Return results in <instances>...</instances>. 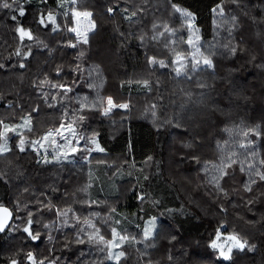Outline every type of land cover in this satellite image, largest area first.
Returning a JSON list of instances; mask_svg holds the SVG:
<instances>
[{
  "label": "snow or ice",
  "instance_id": "6c2138e0",
  "mask_svg": "<svg viewBox=\"0 0 264 264\" xmlns=\"http://www.w3.org/2000/svg\"><path fill=\"white\" fill-rule=\"evenodd\" d=\"M150 4L151 0L123 4L97 0L90 10L85 0H0V11L18 41L14 52L0 62V75L16 77L21 83L27 76L30 89L23 94L0 91V160L7 165L0 170V185L14 193L0 201V240L8 241L7 248L0 249V255H6L0 264H130L129 249L139 254L138 264L140 260L143 264H177L172 250L178 245L183 246L179 252L183 264H199L205 259L210 264H241L250 253L264 252V115L260 123L254 118L250 123L239 119L255 96L238 74L243 62L254 64L264 78V30L256 32L262 46L257 61L244 27L250 6L257 9V15L250 17L253 23L264 24V0L255 4L230 0L231 7L216 0L209 8L213 25L210 42L204 40L197 14L181 0H167V18L157 15L158 4ZM100 10L107 19L119 18L128 27L121 31L116 25L117 47L89 55L102 28L94 14ZM42 35L51 39L45 42ZM132 41H136L134 57ZM73 54L75 60L67 59ZM141 55L143 72L129 75L122 57L139 60ZM41 62L47 67L40 68ZM156 73L189 85L179 90L180 102L161 91L159 78L151 79ZM113 74L122 77L119 88L137 85L145 95L154 97L149 111L156 131L174 130V143L180 147L171 158L160 156L154 171L137 175L135 186L113 183L102 197L105 188L101 185L93 197L89 193L91 181L96 179L92 161L105 164L113 173H119L120 166L109 165L107 156H94L106 154L107 149L92 124L112 121L113 115L124 119L132 111L130 102H122L123 97L101 95ZM260 99L264 103V86ZM158 109L162 110L159 115ZM45 115L58 119L41 132L38 122ZM208 147L213 148L215 158L205 154ZM29 156L37 166L36 175L20 163ZM153 159L147 156V161ZM181 164L195 165L196 171L207 177L211 187L205 185L199 199L209 206L218 202L220 218L209 221L202 236L182 232L177 213L188 216L185 208L166 207L153 195V185L161 178L171 179L165 176L170 168L172 175L179 176L175 169ZM84 165L89 167L90 180L73 190L72 169ZM65 169L67 176L62 175ZM48 173L57 178H40ZM238 174L243 175L236 187ZM129 194L139 202L134 221L131 213L122 212V199H128ZM149 202L163 210L150 214L144 208ZM229 206L243 208L253 216L245 219L230 213ZM230 215L253 228L260 225L259 235L237 231L229 222ZM133 223L135 233L130 231ZM61 236V249L73 252L74 260L56 254ZM45 241L46 251L42 252ZM161 250L163 261H154L153 253Z\"/></svg>",
  "mask_w": 264,
  "mask_h": 264
},
{
  "label": "trees",
  "instance_id": "16d2710c",
  "mask_svg": "<svg viewBox=\"0 0 264 264\" xmlns=\"http://www.w3.org/2000/svg\"><path fill=\"white\" fill-rule=\"evenodd\" d=\"M35 3L36 0H33ZM51 2V0H50ZM99 3H106L107 0H98ZM118 3L132 2V0H117ZM135 3H141L142 0H134ZM216 0H181V3L184 7L195 12L198 16V23L201 26V32L205 41H212L213 39V25H212V15L209 11L210 6L214 5ZM252 4L258 3V0H251ZM97 0H87L85 2V7H88L90 10L95 8ZM226 7H231L230 0H224ZM152 4L159 5L158 16L167 18L168 13L166 11L167 0H151ZM95 15L99 17L98 23L102 25L100 29V35L96 37L95 47L92 49V53L103 52L105 49L110 47H117L120 43L118 33L114 30L116 25H120V30L123 31L127 29L128 25L126 22H123L117 18L116 20L107 19L103 15V10L95 12ZM257 15V9L250 6L249 17L244 18L246 23L244 24L246 31V37L249 42V46L253 49L257 56V61L261 55L262 46L259 43V40L256 37V32L258 30H264V24L253 23L251 16ZM0 62H2L10 52H14V49L18 47L17 38L13 34L12 26L7 17H4L3 12L0 11ZM151 14L148 15V20H151ZM150 26V25H149ZM221 35H224L222 33ZM45 42H48L51 37L41 36ZM136 41H132L130 47L132 56L136 55V49L132 47ZM71 51V50H69ZM126 51V50H125ZM60 56H64V53H60ZM75 55H68L67 59L75 60ZM87 59V57H85ZM126 60L125 67L127 68L129 75L134 71L143 72V63L144 57L141 55L139 60L129 57H122ZM98 62V61H94ZM40 68L47 67L42 62L39 64ZM103 67V65H101ZM241 73L243 79H245L249 84V90L255 96V100L250 104L249 110L241 112L239 119H246L247 122H251L254 118L257 123H260L261 115H264V103L260 99V90L264 86V78L259 75V69L254 66V64H240ZM221 68V72H223ZM107 75V73H106ZM159 78L160 89L161 91L166 90L165 94L169 96H174L177 102L181 101V94L179 90L181 88H188L187 83H178L176 80H173L171 76L164 77L160 76L159 73L154 74L151 79L156 80ZM122 77H117L115 74L112 75L110 79L104 83L101 95L111 94L113 97H123L127 100L133 102L136 106V110H133L134 115L121 119V122H117V130H112L107 124V120H96L92 127L99 131L100 140L102 145L107 149V155L127 158V163L125 167L120 169L119 173H113L111 169L105 164H97L92 162V176L96 179L92 180V188L89 190L91 196L95 197L100 190L101 185L104 186L105 191L100 193L103 197L107 195L108 190L111 188L113 183L117 185H133L135 186V179L137 175L149 173L154 171V166L160 156L171 158L175 155V149L179 148L178 143H174V130L172 129H161V132L158 133L156 128L153 125V121L150 116L149 105L155 102L154 97L145 95L142 91L139 90L137 85H132L131 87L125 85L124 88H119V83ZM255 87H252V86ZM83 87V86H81ZM10 90L19 91L23 94L26 91H29L28 77H24V82L21 83L16 77H6L0 75V91L8 92ZM85 92L88 90L85 88ZM11 98V97H9ZM73 103H75L73 101ZM162 110H157L158 115ZM0 113H3V109L0 108ZM15 116V114H13ZM58 119V116H42L38 122L41 132L46 128L52 127L55 121ZM52 123V124H51ZM130 129V131H129ZM225 139L227 135L224 134ZM212 138L210 137L209 140ZM132 145V147H129ZM171 146V151H170ZM206 155H211L215 158V153L213 148L208 147L204 150ZM152 155L154 159L152 161H147V156ZM147 161V163H145ZM25 168L31 167L33 169V174L36 175L37 166L32 162V158L29 156L26 160L20 162ZM0 165L2 167H7L6 162L0 160ZM86 169V168H85ZM85 174L80 175L77 173L76 168L72 169V175L74 179H83L86 182H89V167L86 169ZM143 170V173L141 172ZM55 171V170H54ZM66 176L69 174L68 170H63ZM131 172V175H129ZM175 172L179 173V176L172 175L171 168L168 172L165 173V176H170L171 179H159L155 185H153L154 192L153 195L156 199L162 201V204L166 207L178 208L183 207L187 210L188 216H181L177 213L179 221L183 224L182 232L186 235L193 237L202 236L208 230L209 221H214L215 219L220 218L216 212V203H213L211 206L204 203L203 200H200L199 197L204 193V186L208 184L207 177L203 172H197L195 165L181 164L176 169ZM243 174H238L237 180L234 183V186L239 187V181ZM51 177L53 179L56 175L53 173H48L46 176L40 177L41 179H46ZM54 180V179H53ZM172 180H175V183H172ZM61 182V181H59ZM257 187V186H254ZM75 186L73 190H75ZM12 190H6L3 185H0V201L4 200L6 196L11 197L13 195ZM81 195H83L81 193ZM250 195V194H248ZM71 200V197H69ZM235 203V199L233 200ZM139 202L132 198V195L129 194L128 199H122L124 213H131L133 221L135 220V212L137 209V204ZM226 206L228 202L225 201ZM67 206V205H65ZM80 207L75 205V208ZM118 210L120 205L117 206ZM145 210H149L150 214H159L163 209L152 205L150 202L144 204ZM230 213H236L244 215L245 219H249L253 216L252 213H247L245 209L237 207L231 208L229 206ZM256 219H259V216H256ZM168 221L165 220V223ZM229 222L235 226L237 231L242 233H249L253 236L259 235L260 225H256L253 228L250 225L245 224L242 220H239L236 215L229 216ZM130 231L135 233L136 229L134 228V223L130 227ZM63 242V237L61 236L60 242L56 244V254H63L66 258L70 257L75 259V255L71 251L62 250L61 244ZM163 243V242H162ZM47 241L45 244L41 245V251H46ZM8 246V241L0 240V249H6ZM76 247V246H73ZM183 250V246L178 245L175 249L172 250V254L177 257V264H183L182 258L179 257V252ZM130 252V264H138L139 254L134 251V249H129ZM262 258H264V252L258 254H249V258L241 262V264H260ZM6 259V255H0V261ZM152 259L154 261H163L164 253L163 251H155L153 253ZM210 264L208 260H202L199 264ZM139 264H143V260L139 261Z\"/></svg>",
  "mask_w": 264,
  "mask_h": 264
},
{
  "label": "rangeland",
  "instance_id": "374dc122",
  "mask_svg": "<svg viewBox=\"0 0 264 264\" xmlns=\"http://www.w3.org/2000/svg\"><path fill=\"white\" fill-rule=\"evenodd\" d=\"M87 0H85V2H86ZM115 98V97H114ZM122 102H130V107H131V109H132V111H131V114H130V116L131 115H134V113L135 112H133V110H136V106L137 105H135L134 106V104H133V102L132 101H130V100H127L126 98H124L123 99V101ZM121 116L120 115H113V118H112V121H109V120H107V119H105V120H107L108 122L107 123H109V124H107L112 130H117V125H118V123L117 122H121ZM52 124V123H51ZM49 128V127H48ZM94 156H96V157H98V158H104L105 156H107V158H108V164L109 165H119L120 166V169H122V168H124L125 167V159L124 158H121V157H115V156H109V155H107V154H94ZM92 162H95V160H93ZM6 167H2L1 165H0V170H4ZM88 168V166L87 165H84V166H77L76 167V171H77V173H79L80 175H84L85 174V177H86V173H87V170L86 169ZM62 175L63 176H66V174H65V172H63L62 173ZM57 177H54L53 179L55 180ZM76 181V184H75V188H79L80 186H82L84 183H85V181L83 180V179H76L75 180ZM62 182V181H61ZM69 183H71V181H69ZM74 208H75V205H72ZM118 206V205H117ZM137 247H141L142 248V246H137ZM202 261V260H201ZM200 261V262H201ZM199 262V263H200ZM202 264V263H201Z\"/></svg>",
  "mask_w": 264,
  "mask_h": 264
}]
</instances>
